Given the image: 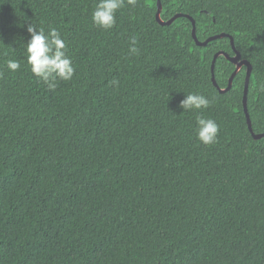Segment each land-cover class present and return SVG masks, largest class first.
<instances>
[{"label": "trees", "instance_id": "trees-1", "mask_svg": "<svg viewBox=\"0 0 264 264\" xmlns=\"http://www.w3.org/2000/svg\"><path fill=\"white\" fill-rule=\"evenodd\" d=\"M97 0H0V264H264V136L224 92L218 52L253 66L247 109L264 133V0H138L110 30ZM205 41L220 34L206 45ZM56 28L75 73L56 88L26 63L29 24ZM139 54H129L130 37ZM19 61L10 72L6 61ZM236 64H215L226 88ZM112 81H118L113 84ZM188 93L207 109L183 112ZM219 126L215 143L196 119Z\"/></svg>", "mask_w": 264, "mask_h": 264}, {"label": "clouds", "instance_id": "clouds-1", "mask_svg": "<svg viewBox=\"0 0 264 264\" xmlns=\"http://www.w3.org/2000/svg\"><path fill=\"white\" fill-rule=\"evenodd\" d=\"M138 0H97L91 20L94 26L110 30L116 24V13L127 5L135 7ZM27 32L30 39L25 47L26 63L31 73L42 80L49 90H54L58 80L69 81L72 79L75 69L71 59L67 56V46L61 38L60 32L52 27L47 32L43 27L29 24ZM138 39L135 36L129 40V54H139L137 47ZM6 67L10 72L20 69L17 60L9 59ZM115 85L118 81H112ZM211 101L202 94L188 93L180 101V108L183 112L207 109ZM196 137L204 145H211L216 142L219 133V126L213 119H206L198 116L196 119Z\"/></svg>", "mask_w": 264, "mask_h": 264}, {"label": "water", "instance_id": "water-1", "mask_svg": "<svg viewBox=\"0 0 264 264\" xmlns=\"http://www.w3.org/2000/svg\"><path fill=\"white\" fill-rule=\"evenodd\" d=\"M158 6H159V10L157 12V18L162 23L171 24L178 17L185 15V14H182V13H178L174 17H172L170 20H168L167 22H165L160 17V12H161V8H162V6H161V0H158ZM186 16L189 17L191 19V21H192V24H193L192 35H193V38L195 39V41H196V43L198 45L203 46V45L208 44L210 41H212L214 39H217V38H220V37H224V36H229L228 34L223 33V34H220V35H214L212 37H209L205 41H200L198 39V37H197L196 21L194 20V18L192 16L187 15V14H186ZM229 37L231 38V43H232L233 49L235 51V56H231L229 53H227V52H221V51L218 52L214 56L213 63H212V80H213L214 85L216 87H218L220 89V91L224 92L226 90H229L232 87L233 80H234L236 74L241 70V68L243 66H246L247 67V75H246L245 89H244V108H245L246 115H247L248 126H249L250 130L252 131L253 136L258 139V138L263 137L264 136V133H254L253 127H252V121H251V118L249 116L248 109H247V96H248L249 83H250V79H251V75H252L253 66H252V64L247 59H243L242 58L241 53L235 47L234 38L231 37V36H229ZM221 54L225 55L228 59H230L232 62H234L236 64V69L232 73V75H231V77L229 79L228 86L226 88H221L219 86V84L217 83L216 77H215V64H216V60H217L218 56L221 55Z\"/></svg>", "mask_w": 264, "mask_h": 264}]
</instances>
